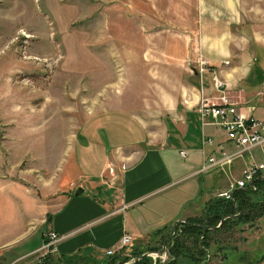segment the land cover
<instances>
[{"label": "rangeland", "instance_id": "1", "mask_svg": "<svg viewBox=\"0 0 264 264\" xmlns=\"http://www.w3.org/2000/svg\"><path fill=\"white\" fill-rule=\"evenodd\" d=\"M213 3L0 0L1 232L17 224L10 230L17 233L19 222L28 217L47 218L58 208L64 191L80 183L72 149L79 127L89 116L109 109L126 110L138 116L156 137L171 120L178 125L183 105L193 107L191 103L203 92L208 98L220 96L212 87V74L200 76L197 70L199 56L208 59L215 69L214 56L208 49L214 34L224 36L225 53L231 47L241 55L246 44L252 47L253 67L247 76L242 73L238 77V89L245 91L247 106H264V95L256 94L263 91L264 45L256 46L250 39L256 37L264 43V0H236L238 15L234 23L221 12L214 17L200 14L201 8L211 9ZM216 17L223 20L216 21ZM167 89L172 93L167 94ZM197 121L188 139L176 133L179 126L175 129L169 124L172 137L168 146L178 148L176 155L181 148L189 156V150L200 154L201 128ZM203 130L209 134L218 129L207 126ZM216 134L219 136L214 142L225 137L219 130ZM189 156L182 159L178 154L176 161L191 165ZM252 159L262 161L259 150L243 155L241 161L248 167ZM201 166L202 160L195 168ZM234 172L233 178L241 174L239 170ZM254 200L264 203V195L256 194ZM257 221L226 225L217 230L220 233L211 232L205 242L203 261L207 260L202 263L217 264L213 250L227 246L224 264H247V257L229 247L238 244L236 234L242 231L236 227L243 226L248 236L258 237L259 224L253 225ZM261 230L256 244L264 243V220ZM162 238L157 242L159 249L164 246ZM192 241L186 237L184 246L190 247ZM128 246L119 252L125 254ZM37 256L33 253L22 262L39 264Z\"/></svg>", "mask_w": 264, "mask_h": 264}, {"label": "crops", "instance_id": "2", "mask_svg": "<svg viewBox=\"0 0 264 264\" xmlns=\"http://www.w3.org/2000/svg\"><path fill=\"white\" fill-rule=\"evenodd\" d=\"M210 1L214 2V6L211 9L201 8V15L214 17L221 12L231 19L238 15L236 0ZM236 19L232 22H237ZM218 20L223 19L216 17V21ZM211 39L212 43L208 49L216 62L214 71L225 84V94L232 102L238 103L242 110L264 120V106H247L245 91L238 89V77L242 73L247 76V72L253 67L252 47L246 44L241 55L231 47H228V52L225 53L224 36L218 33L212 35ZM250 39L256 46L264 45L256 37ZM224 56L229 59H235L236 56L237 60H228L229 65L224 66V61L220 59ZM261 85L263 91L256 94L262 96L264 82ZM176 92L175 90V94ZM166 93H172L171 89H167ZM204 95L203 92L202 97H197V100L191 103L194 108L192 105H183V113L178 115L180 123L176 125L177 123L171 120L156 137L150 134L138 116L126 110L109 109L86 118L79 127L72 149L80 183L64 191L58 208L51 210L47 218L33 216L22 219L17 233L10 232L17 224L0 231V264H25L22 261L42 245V234L46 229L60 236L54 257L80 256L96 260L95 256H103L105 251L117 249L124 234L132 237L126 256L132 252H143V255L155 253L154 249L158 246L157 242L162 234H167L170 239V236L177 233V226L183 225L188 219L202 216L205 203L227 190L231 180L235 179L234 171H243L247 165L240 158L225 167L226 169L223 168L224 172L215 169L205 174L198 173L200 169L195 166L198 167L201 160L203 164L206 157L216 153L214 146L203 149V138L210 137L214 141L215 136H219L216 134L218 130L209 134L203 130L198 105L202 99L208 98ZM196 119L199 120L201 128L198 139L200 154L189 150L190 156L187 152L185 158L179 155L182 159L189 156L191 165H194L192 167L190 164L176 161L179 152L185 149L180 147L176 155L178 148L168 146L169 138L172 137L168 129L171 127L169 124L175 129L179 126L180 130L176 133L188 139L189 134L193 132V124L198 123ZM214 145L227 147L232 150L231 153L235 151V146L228 143L225 137L216 140ZM233 166L235 168L230 172ZM79 188L82 193L75 195ZM262 217L253 224H259L258 237L252 238V234L248 236L243 226L236 227L242 231L236 234L238 244L229 247L244 258L247 257V264H264V243L256 244L263 234ZM248 227L252 226L246 225V228ZM230 231L228 233H231ZM227 241H232V238ZM227 248L218 247L213 250L218 258L217 264L227 261L224 252ZM148 258L152 264H164L159 258H156V261ZM240 263H243L241 259Z\"/></svg>", "mask_w": 264, "mask_h": 264}, {"label": "built area", "instance_id": "3", "mask_svg": "<svg viewBox=\"0 0 264 264\" xmlns=\"http://www.w3.org/2000/svg\"><path fill=\"white\" fill-rule=\"evenodd\" d=\"M224 66H228L229 62L224 61ZM208 59L199 56L197 59V70L200 76L210 72L212 74V87L221 95L217 98H204L198 105V112L201 118L202 126H212L223 132L228 143L235 146L234 152H227L221 145H214V141L210 137H204L203 149L207 146H214L216 153L204 159V162L198 173L205 174L215 169H223L230 166L234 160L242 158L245 154H251L255 150L261 153L262 161L257 163L254 159L250 165L241 171L239 177L231 180L228 189L218 193L217 198L231 200L235 190L251 189L257 191V183L261 182L264 187V120L258 119L250 112H245L240 105L232 102L225 94V84L218 78ZM252 111V109H250ZM207 120H211L208 122ZM179 155L183 158L187 156L186 151H180ZM111 175L113 171L110 172ZM108 179V176L105 177ZM60 236L50 229L42 234V246L34 252L38 259L43 261L48 255L56 252V246ZM132 242V237L124 234L120 240L117 249H109L105 251V256H112L121 249L127 247ZM147 257H151L156 261L159 258L165 261L166 254L148 253ZM155 262L154 264H156Z\"/></svg>", "mask_w": 264, "mask_h": 264}, {"label": "trees", "instance_id": "4", "mask_svg": "<svg viewBox=\"0 0 264 264\" xmlns=\"http://www.w3.org/2000/svg\"><path fill=\"white\" fill-rule=\"evenodd\" d=\"M257 191H252L247 188L244 190H235L232 194L231 200L221 198H214L209 201L204 207V213L198 218L188 219L183 225L177 226V234L171 236L161 237L162 244L166 245L168 249V261L165 264H183L188 262L190 264H200L206 256L205 245L207 236L215 229L222 219L223 223L216 229L237 223L252 222L264 214V203L255 201L254 195H264V187L261 182L257 183ZM170 236V235H169ZM186 237L192 238L190 247L184 246ZM199 243V244H198ZM158 250V249H154ZM143 252H132L129 256L119 252L112 256H104L101 259H87L80 256L72 257H54L48 255L39 264H127L134 258H140ZM134 264H152L148 257H143Z\"/></svg>", "mask_w": 264, "mask_h": 264}, {"label": "flooded vegetation", "instance_id": "5", "mask_svg": "<svg viewBox=\"0 0 264 264\" xmlns=\"http://www.w3.org/2000/svg\"><path fill=\"white\" fill-rule=\"evenodd\" d=\"M219 226H217L215 229H213V228H207L206 230H208V229H211V230H216L217 228H218ZM177 233H174L172 236H175ZM169 238V237H168ZM170 239H171V236H170ZM157 253H159V254H162L163 252L166 254V259H165V261H164V264L168 261V249H167V247L165 246V244H164V246L162 247V248H160V249H158L157 251H156ZM207 260V259H206ZM205 260V261H206ZM205 261H203V263L205 262ZM159 263V262H158ZM202 263V264H203ZM159 264H161V263H159Z\"/></svg>", "mask_w": 264, "mask_h": 264}, {"label": "water", "instance_id": "6", "mask_svg": "<svg viewBox=\"0 0 264 264\" xmlns=\"http://www.w3.org/2000/svg\"><path fill=\"white\" fill-rule=\"evenodd\" d=\"M81 193H82V189L79 188V189L75 192V195H79V194H81ZM224 220H225V218L222 219V221L220 222V224H219L218 226H220V225L223 223ZM143 257H147V255L144 254V255H142L140 258H134V259H132L131 261H129L127 264H134V263H136L137 261H139L140 259H142Z\"/></svg>", "mask_w": 264, "mask_h": 264}]
</instances>
